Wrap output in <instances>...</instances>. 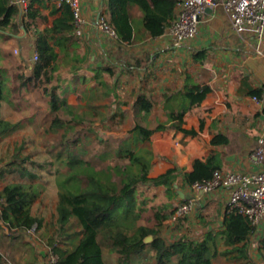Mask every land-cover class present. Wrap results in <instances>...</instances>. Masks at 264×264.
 I'll list each match as a JSON object with an SVG mask.
<instances>
[{
  "label": "crops",
  "instance_id": "0c3cea01",
  "mask_svg": "<svg viewBox=\"0 0 264 264\" xmlns=\"http://www.w3.org/2000/svg\"><path fill=\"white\" fill-rule=\"evenodd\" d=\"M10 2L20 12L15 18L16 28L0 29V120L4 126H0V194L11 183L32 186L35 174L22 165L30 162L33 167L35 161L32 152L22 154V151L28 146L35 148V142L22 133L51 132L46 131L50 122L42 123L43 128L35 122L40 101L47 104L44 117L55 114L48 108V96L40 94L38 79L34 76L33 55L37 53L39 37L57 54L50 85L56 84L60 76V86L67 85L59 88L60 96L80 112L88 110L87 102H93L98 107L96 111H101L97 116L127 118L128 125H133L132 103L138 94L145 93L154 102L147 114L148 126L152 127L157 119L165 120L169 105L176 103L177 98L168 101L169 96L193 84L208 85L210 91L200 105L190 108L183 116V127L193 128L197 134L168 128L150 136L152 157L148 176L156 177L175 168L170 189L150 182L142 185L152 194H161L157 203L171 204L173 210L186 197L194 198V207L185 216L176 221L170 216L162 221L161 236L166 242L184 236L201 240L210 232L218 248L212 263L238 264L240 260L235 253L226 252L229 247L220 233L228 213V192L224 189L212 193L194 191L184 182L183 173L193 169L195 159L204 161L210 157L220 169L241 172L260 169L261 163L251 154L259 139L264 142V32L259 42L250 32L236 33L221 6L216 5L200 14L197 35L178 44L167 35L166 28L162 34L151 37L143 27L141 12L130 7L133 35L125 42L98 29L96 16L101 13L107 18V0H81L84 19L81 34H76L70 8L65 3ZM178 10L179 3L175 17ZM53 26L55 30H51ZM48 65H53V61L49 60ZM254 94L259 96V101L252 98ZM216 135L226 137V141L212 143ZM166 192L169 193L167 200ZM151 211L146 222H138V216L130 226L155 224ZM2 227H5L3 223ZM7 231V235L12 234ZM263 236L264 220L249 237L250 256L255 264H264V255L258 249V241ZM5 238L10 242V236ZM24 244L20 252L23 264H49L46 243L39 242L38 246L26 241Z\"/></svg>",
  "mask_w": 264,
  "mask_h": 264
},
{
  "label": "trees",
  "instance_id": "16d2710c",
  "mask_svg": "<svg viewBox=\"0 0 264 264\" xmlns=\"http://www.w3.org/2000/svg\"><path fill=\"white\" fill-rule=\"evenodd\" d=\"M178 3L179 0H107L106 19L115 31L117 40L129 42L133 35L129 8L135 7L142 14L143 27L151 37H155L162 34L175 18ZM19 12V7L10 0H0V29L7 26L16 28L15 18ZM70 15L72 19L71 12ZM55 26L51 30H55ZM50 49L47 42L39 37L34 76L38 79V87L48 96L49 110L55 112L46 131L57 132L60 128L64 129L61 138L65 140L60 142L61 148L57 149L53 161L46 162L56 165V173L49 185L59 186L56 188V229L51 234L49 231L43 234L47 238L46 244L57 255L56 264H106L105 248L109 254H116V264H132V254L142 251L152 252L153 264H213L218 248L212 233H207L201 240L184 236L176 241L166 242L162 238L161 223L174 212L173 209L168 210L167 204L153 209L156 223L151 226L126 227L113 219L116 206L133 205L134 197L142 184H163L170 189L177 171L175 168L156 177L148 176L152 157L148 144L150 136L155 131L168 128L188 135L197 134V130L183 127V116L190 108L200 105L210 87L193 84L182 92L169 96L167 100L177 98L176 103L169 105L166 119H157L152 127L148 126L147 114L152 110L154 102L147 94H138L132 103L134 122L127 135L100 140L107 149L101 152L90 151L87 138L89 132L93 131L91 126L94 121H104L105 118L97 116L96 113L101 114V111H96L98 107L93 102H87L88 110L80 112L78 107L62 99L58 91L60 76L57 77L56 84L50 85L57 66V54ZM49 60L53 61V65H48ZM254 96L259 97L257 94ZM1 124L3 128L0 120V126ZM79 125L89 126L90 131L81 133ZM201 126L200 122V128ZM71 131L72 135L67 137L66 133ZM225 141L226 137L222 135H216L211 140L212 143ZM113 143L116 146L113 147ZM110 146L113 147L112 150ZM111 156L115 157V162H106ZM97 160L101 163L97 164ZM217 168L211 157L204 161L195 159L193 169L183 173V180L191 185L209 178ZM31 187L30 184L18 182L4 186L1 191L3 202L0 223L13 235L25 233L35 224L38 230L43 227V217L32 214L30 210V204L38 193V190L34 191ZM223 224L224 229L220 233L224 244L229 247L226 252H234L235 257L240 260L238 264H255L250 256L249 242L255 226L238 212L227 213ZM74 226L78 230H73ZM149 234L153 239L145 243L143 238ZM75 237L77 239L73 242ZM258 249L264 255V236L258 241ZM110 259L112 258H108ZM0 264L11 263L0 253Z\"/></svg>",
  "mask_w": 264,
  "mask_h": 264
},
{
  "label": "built area",
  "instance_id": "2783aa9c",
  "mask_svg": "<svg viewBox=\"0 0 264 264\" xmlns=\"http://www.w3.org/2000/svg\"><path fill=\"white\" fill-rule=\"evenodd\" d=\"M24 3L25 0H16ZM65 3L72 13V24L76 34L82 33L84 19L81 0H54ZM16 2V3H17ZM220 5L227 15L230 28L238 34L250 32L259 42L264 32V0H180L177 16L166 27L167 35L176 43L181 44L193 39L199 29L200 14L207 7ZM98 29L108 36L116 37L115 31L107 22L105 15L96 16ZM1 25V17H0ZM37 59V54L33 55ZM255 101L260 98L252 96ZM252 158L261 163L259 170L241 172L231 169H214L211 176L190 185L194 191L212 193L217 189L228 192L227 210L243 214L253 226H258L264 220V142L259 139ZM3 199L0 197V206ZM194 207V198L186 197L175 208L171 215L172 221L185 216ZM37 231L36 224L26 230L28 235ZM49 264H56L57 255L48 247Z\"/></svg>",
  "mask_w": 264,
  "mask_h": 264
},
{
  "label": "rangeland",
  "instance_id": "374dc122",
  "mask_svg": "<svg viewBox=\"0 0 264 264\" xmlns=\"http://www.w3.org/2000/svg\"><path fill=\"white\" fill-rule=\"evenodd\" d=\"M60 87H62L61 89H63L64 87L66 88L67 85L62 84ZM39 92L40 94L43 93L41 88H39ZM46 105L47 104L45 102L40 101V106L37 112L38 115H36L37 117L35 118V122L40 124V128L41 127L43 128L42 123L50 122V120L54 117L53 115H55L53 113H50L48 116L44 117ZM104 118L105 120L102 123L99 121H94L95 123H93V125L91 126L93 131L89 130V126H81V125L78 126V130H80L81 133H83L84 131H90L89 137L87 138L88 149H90V151L98 150L99 152H101L107 149L103 145L104 143H100L102 142L100 140H107L111 137L120 138L122 136H126L129 127L132 126V125H128V121L126 120L127 118H112L109 116H104ZM129 120H132L131 117H129ZM63 132L64 129L60 128L57 132L42 133V131L30 132L28 130L27 133L26 132L22 133L26 137L31 136V138L34 139L35 142V145H33V147L35 146V148H30V146H28L27 149L22 151V154L25 152H29V153L32 152L33 160L35 161V163H33L32 165L33 167L30 166V162L28 165L26 164L22 165V167H28L29 172L35 174V177L32 179L31 188L34 191L38 190L37 195L33 198L30 204V208H31L30 210L32 214L42 216L44 223H43V227H40L39 230L37 229L34 235H28L25 232V234L23 233L21 237L18 235L17 239H14L15 235L12 234L7 235L8 231L6 226L2 227L0 223V253L3 254L4 257L7 260H9L11 264H23L21 261L22 256L20 255V252L23 246L25 245L24 243H26V241L27 242L30 241L32 244H38L39 246L40 245L39 242L40 243L47 242L46 235L43 234L46 231L47 233L49 231V234H51L56 229V224H54L56 219L55 207L58 201L56 188H58L59 186L49 185L53 180V175L56 173V169H55L56 165L47 164L46 162H51L55 159L54 156L57 152V149L61 148L60 142L65 140L64 138H61V134ZM71 133H73V131L66 133V136L67 137L71 136L72 135ZM19 137L20 134L17 135V138ZM115 144H117V142ZM115 144L113 143V147L116 146ZM113 147H111V150ZM114 158L115 157L113 156L108 157V159H106V162H110L111 160L114 161L115 160ZM95 162L97 164L101 163V161L99 162L98 160ZM39 183L41 185H39ZM151 192L152 191L146 188L144 185L140 186L137 190V195H135L134 197L133 205L128 207L120 206V205L116 206L113 212V219L116 222L126 227L132 225L138 216H139L137 218L139 219L138 222L140 221L146 222V216H149L150 213L152 214L151 209H158L161 208L163 205L168 204V203L165 204L157 203L159 201L161 194L160 195H158L157 193L152 194ZM151 196H155L156 199L155 200L150 199ZM164 196L166 197L167 200L169 193L166 192ZM171 208H173V205L168 204V210ZM140 216H143V218H140ZM73 230H78V227L74 226ZM5 236L11 237L10 242L5 238ZM76 239L77 237L73 239V242H75ZM69 247H71V244H69ZM105 252L106 253L104 254V260L106 264H116V254L114 253L109 254L106 248H105ZM106 256L112 259L108 260ZM132 256H133L132 264L154 263L152 259L153 255L151 251L149 252L142 251L139 253H134L132 254Z\"/></svg>",
  "mask_w": 264,
  "mask_h": 264
},
{
  "label": "water",
  "instance_id": "95a60500",
  "mask_svg": "<svg viewBox=\"0 0 264 264\" xmlns=\"http://www.w3.org/2000/svg\"><path fill=\"white\" fill-rule=\"evenodd\" d=\"M152 239H153L152 235L149 234V235H146V236L143 238V241H144L145 243H149V242H151Z\"/></svg>",
  "mask_w": 264,
  "mask_h": 264
}]
</instances>
